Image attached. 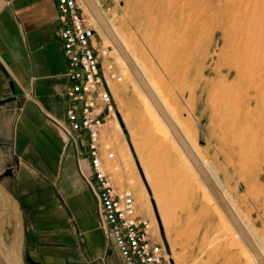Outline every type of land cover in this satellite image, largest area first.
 <instances>
[{"label": "rangeland", "instance_id": "374dc122", "mask_svg": "<svg viewBox=\"0 0 264 264\" xmlns=\"http://www.w3.org/2000/svg\"><path fill=\"white\" fill-rule=\"evenodd\" d=\"M98 1L112 27L123 35L147 68L182 127L191 128L193 142L264 249V111L251 98L256 94L255 88L249 93L236 90L245 82L242 77L235 79L236 69L231 76H225L231 68L228 55L235 40L230 26L220 22L228 13L214 16L203 23L204 29L196 30L189 0ZM247 2H258L264 8V0ZM116 60L123 80L129 79L133 83L142 102L141 133L138 137L133 133L135 153L142 165L139 168L133 151L132 156L115 132L124 163L117 177L137 191L141 212L152 219L146 204L149 200L162 238L177 263L249 264L247 253L227 227L214 202L207 197L181 159L174 142L147 109L134 80L124 71L117 57ZM245 74L258 76V80L259 76H264V66L258 61L248 72L245 70ZM227 85L234 89L232 93L226 92ZM5 95L12 96L10 93ZM126 121L130 127L128 118ZM66 140L80 155L82 146L71 142L68 135ZM12 172L8 166L0 175L1 180L6 179L4 184L10 190L14 185L9 178ZM15 196L21 202L24 219L18 252L27 264V260L33 258L28 249L29 219L23 197ZM0 203V246L3 252L11 255L17 212L11 206L14 209L6 215L10 202L1 192ZM153 225L158 232L154 222ZM0 264H6L1 253Z\"/></svg>", "mask_w": 264, "mask_h": 264}, {"label": "crops", "instance_id": "0c3cea01", "mask_svg": "<svg viewBox=\"0 0 264 264\" xmlns=\"http://www.w3.org/2000/svg\"><path fill=\"white\" fill-rule=\"evenodd\" d=\"M59 26L56 0H0V98L17 96L0 106V175L8 166L13 169L11 190L23 197L28 249L35 260L126 264L99 225V201L84 174L89 169L85 142L79 143L82 151L77 155L62 126L67 123L69 100ZM112 89L119 121L136 150L133 133L137 137L141 133L142 102L129 79L114 82ZM178 125L186 137L187 132L194 135L191 128L182 129L179 121ZM109 131L117 133L133 156L123 127L114 123ZM117 149L120 154V144ZM138 160L141 164L139 156ZM139 211L146 215L140 204Z\"/></svg>", "mask_w": 264, "mask_h": 264}, {"label": "built area", "instance_id": "2783aa9c", "mask_svg": "<svg viewBox=\"0 0 264 264\" xmlns=\"http://www.w3.org/2000/svg\"><path fill=\"white\" fill-rule=\"evenodd\" d=\"M59 37L67 58V123L71 142L84 140L87 182L99 201V225L113 240L126 264H179L169 252L150 217L139 211L137 191L120 181L124 167L112 124L122 130L114 101L113 83L123 76L113 47L86 10L83 0H56Z\"/></svg>", "mask_w": 264, "mask_h": 264}, {"label": "bare ground", "instance_id": "6f19581e", "mask_svg": "<svg viewBox=\"0 0 264 264\" xmlns=\"http://www.w3.org/2000/svg\"><path fill=\"white\" fill-rule=\"evenodd\" d=\"M95 1L100 7L99 1L98 0H95ZM189 1H190L192 8H193L192 12H194V15H195L194 27L196 30L204 29L203 23L207 22L208 20H210L214 16H219V15H223L225 13H228V16L225 18H222V20H220V22L223 25H229L230 26V28L234 34L235 40L231 44V49L229 48L230 52H229L228 57L232 61V64H231V68L228 70V72L226 73L225 76H231L233 70L236 69V75L237 76L235 79H237V77H239V78L242 77L245 79V82L241 86V89L238 90L236 88V90L241 92V93H243V92L249 93L251 91V88H255L256 94L251 98L255 99L256 100L255 102L258 105V107L264 111V76H259L258 80H257L258 76H245L246 75L245 70L248 72L255 65V63H257L258 61L260 64H263V66H264V8L262 7V5L260 6L258 4V2L250 4V2H247V0H189ZM85 7H86L87 12L91 15L92 21L98 27L101 34L104 36L106 42L113 47L114 52H115V56L122 63V65L124 67V71H126L128 76L133 78V80L136 82V84L139 87L140 92H141V94L145 100V103H146V106H147L149 112L153 114L157 124L161 128H163V131L166 134V136H168L171 139V141L174 142V146L178 150L181 159L186 164L188 169L191 171L192 175L199 181V183L203 187L207 197L211 201L214 202L215 207L217 208L220 215L222 216V219L227 224V227L233 232V234H234L236 240L238 241L239 245H241L242 248L245 250L244 252L247 253V256H248L247 259L249 258V264H260L258 258L255 256V254L251 251V249L247 246V244L241 238L240 234L237 232V230L234 227V225L232 224L231 220L228 218V216L226 215L224 210L221 208V206L217 202L216 198L213 196V194L211 193V191L209 190V188L207 187V185L205 184V182L201 178L200 173L195 168V166L193 165V163L191 162V160L189 159V157L187 156V154L185 153V151L183 150V148L181 147L179 142L176 140V138L173 135L170 127L168 126V124H166V122L162 118L161 114L157 110L153 101L150 99V97L146 94V92L143 90V88L141 87V85L137 81L133 71L131 70L129 63L127 62V60L123 56L119 47L115 44V41L113 40V38L111 37L109 32H107L103 28V26L100 24L99 20L93 15L90 8L87 5ZM103 12H104V14H106L104 9H103ZM108 23L111 26L112 30L114 31L116 37L121 41L122 45L125 47V49L128 51V53L131 55L133 60L137 61V62L135 61V63H138L137 65L140 66L139 68L142 69L141 71H143L144 74L146 75L145 77L147 78L149 84L153 87L156 94L159 95L158 97L161 98V99L160 98L159 99L162 100L163 103H165V105L167 106V109L169 110V112L171 113L173 118L177 121L173 112L168 107L165 99L162 97L159 89L155 85V82L151 79L147 68L140 62L138 57L131 50L129 44L127 43V41L125 40L123 35L116 28H115L116 29V31H115V29L112 27V22L110 24V22L108 21ZM198 34H200V33H198ZM197 36H199V35H197ZM195 38H197V37H195ZM225 84H224V86H225ZM233 90L234 89H232L228 85L226 86V92L232 93ZM243 105H244V103L242 102V106ZM177 123H178V121H177ZM182 129H183V127H182ZM183 131H185V130H183ZM187 133H186L187 138H188L189 142L191 143V145L193 146L195 152H197L198 155L201 157V159L205 163L206 167L208 168L207 170H209L211 172L213 177L216 179V181L218 182L220 187L225 192V194L227 196V197L226 196L225 197L227 198V200L229 201L231 206L234 208V210H236V207L233 205V200H231V197L228 194V192L226 191V189L224 188V185L217 178L216 173L212 170V167L209 165V163L206 161V159L201 155V152L199 151L200 150L199 147L196 146V144L193 142L192 136H190V132H187ZM8 202H9V200H8ZM147 202L148 203H146V204H147L148 209H149V214L151 215L153 222L155 223L156 229H157L158 228L157 225L159 222L157 221L155 214H153V212H152L151 203H149V200H147ZM16 212H17V209H16ZM235 212L240 217L242 222L245 224L249 233L251 234L254 241L256 242L259 249L261 250L262 254L264 255V249L260 245L259 241H257V238L254 235L253 231H251V229L249 228V225L246 224L244 218L240 215L239 211L237 212V210H236ZM17 217H18V213H17ZM18 219H19V217H18ZM21 230H22V226H21ZM21 235H22V233H21ZM22 240H24V239H22ZM4 247H5V245H4ZM18 249H19V247H18ZM21 252H22V250H21ZM6 255L11 260L12 264H17L16 261H13V259L11 257L12 254L10 255L9 253H7ZM20 255L22 256V254H20Z\"/></svg>", "mask_w": 264, "mask_h": 264}, {"label": "water", "instance_id": "95a60500", "mask_svg": "<svg viewBox=\"0 0 264 264\" xmlns=\"http://www.w3.org/2000/svg\"><path fill=\"white\" fill-rule=\"evenodd\" d=\"M84 3L90 8L92 11L93 15L99 20L100 24L103 26V28L109 32L113 40L115 41V44L119 47L121 50L123 56L129 63L131 70L133 71L137 81L143 88V90L146 92V94L150 97V99L153 101L154 105L156 106L157 110L165 120V122L168 124L170 127L173 135L175 136L176 140L179 142L195 168L198 170V172L201 175V178L213 194V196L216 198L217 202L221 206V208L224 210L228 218L231 220L232 224L236 228L237 232L240 234L241 238L244 240V242L247 244V246L251 249V251L255 254V256L258 258L260 264H264V255L262 254L261 250L259 249L258 245L254 241L253 237L249 233L248 229L246 228L245 224L242 222L240 217L237 215L235 212L234 208L231 206L227 198L225 197L223 191L221 188L218 186L217 182L215 179L212 177V175L209 173L207 168L205 167L203 161L201 158L198 156V154L195 152L193 146L179 127L178 123L174 120V118L170 115L168 110L166 109L165 105L162 103V101L159 99L158 95L156 94L155 90L153 87L149 84L147 78L145 77L144 73L141 71L137 63L133 60L131 55L128 53V51L125 49V47L122 45L121 41L116 37L114 31L112 30L111 26L108 23V20L106 16L104 15L102 9L99 7V5L96 3L95 0H83ZM1 69L4 71L3 67L1 66ZM17 96H8L4 98H0V106L9 103L13 100H16ZM121 125L124 129V133L130 143V146L132 148V151L135 155L136 161L139 165L140 168V163L138 160V157L135 153V150L131 144V139L129 137V133L127 128H125L124 124L120 120ZM9 173V172H8ZM0 192L3 193L7 199L10 202L9 209L7 210L6 215L9 214L11 209L16 208L17 213H18V222H16L15 226V239H14V250L12 252V259L13 261H16L17 264H24L22 257L20 256V253L18 252V244L21 242V233L24 229V224H23V209L21 206V202L19 199L15 196V194L2 182L0 179ZM1 206V203H0ZM14 208H12V207ZM1 211H0V216H1ZM5 215V216H6ZM22 226V230H21ZM0 253L5 260L6 264H12L11 260L7 257L6 253L3 252L0 246ZM19 253V254H18ZM27 264H43L34 258H29L27 260Z\"/></svg>", "mask_w": 264, "mask_h": 264}]
</instances>
